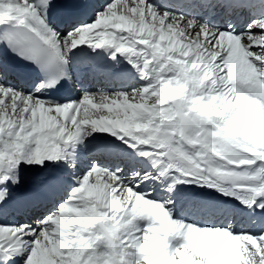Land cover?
Listing matches in <instances>:
<instances>
[{
    "label": "snow or ice",
    "instance_id": "1",
    "mask_svg": "<svg viewBox=\"0 0 264 264\" xmlns=\"http://www.w3.org/2000/svg\"><path fill=\"white\" fill-rule=\"evenodd\" d=\"M0 264H264V0H0Z\"/></svg>",
    "mask_w": 264,
    "mask_h": 264
},
{
    "label": "bare ground",
    "instance_id": "2",
    "mask_svg": "<svg viewBox=\"0 0 264 264\" xmlns=\"http://www.w3.org/2000/svg\"><path fill=\"white\" fill-rule=\"evenodd\" d=\"M243 15V14H242ZM251 17H250V15H248V17H247V19H243L242 18V16H241V18H240V20H238L237 21V23H238V25H241L244 21H247V20H249ZM81 66H83V64H80V66L79 67H81ZM86 82H89V80H84L83 81V88H85L86 89ZM93 90V89H92ZM95 90V89H94ZM31 176H32V174L31 173H29V174H26V179H31Z\"/></svg>",
    "mask_w": 264,
    "mask_h": 264
}]
</instances>
